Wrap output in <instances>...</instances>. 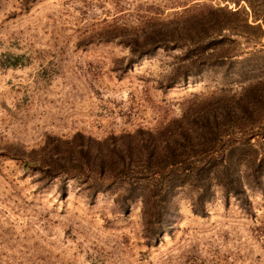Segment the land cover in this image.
<instances>
[{
	"label": "rangeland",
	"instance_id": "374dc122",
	"mask_svg": "<svg viewBox=\"0 0 264 264\" xmlns=\"http://www.w3.org/2000/svg\"><path fill=\"white\" fill-rule=\"evenodd\" d=\"M23 1L0 0V264H264V0H36L20 13ZM160 21L192 30L195 49L180 33L128 65L118 40ZM185 67L196 75L167 86ZM202 114L232 132L243 206L212 182L200 203L195 185L165 183L154 236L151 180L105 187L106 173L47 179L23 165L55 141L115 170L113 147L130 142L122 156L137 161L146 131L155 146L179 128L205 139Z\"/></svg>",
	"mask_w": 264,
	"mask_h": 264
},
{
	"label": "trees",
	"instance_id": "16d2710c",
	"mask_svg": "<svg viewBox=\"0 0 264 264\" xmlns=\"http://www.w3.org/2000/svg\"><path fill=\"white\" fill-rule=\"evenodd\" d=\"M34 3H36V0H24L20 4L21 6L18 11L20 13L26 12ZM11 15L15 14L12 13ZM191 31L192 30L186 27L180 30L176 24L168 26L167 23L160 21L149 26L142 34L136 32L126 34L124 38L118 40V43L128 48L129 56L126 62L130 65L142 57L152 54L157 49L166 47L168 44L175 45L178 40H182L180 33H183L185 36L183 40L185 41V47L188 51L194 50V37ZM4 59L5 60H2L3 65H8L9 67L18 65L20 61L17 55L9 56L6 54ZM190 64L195 65L192 60H190ZM186 69L185 67L181 76H177V74L174 76V73L170 74L166 85L178 84L185 81L188 77L196 75L194 72L188 74ZM189 69H191V67ZM175 70L177 71L178 68ZM201 117L206 124L199 127V131L202 134L206 133L208 135L205 139H202V136L199 138L194 137L190 134V130L186 128H179L177 138L172 137L170 140L165 139L161 142V146H155L156 142L154 143L152 133L146 131L144 135L140 134V140L134 146L138 148V143H140L143 147V157L137 161L132 162L129 153L127 154L128 160H125L121 153V150L124 149L123 146H119L118 148L113 147L117 157L119 156V158H121L120 161H117L119 166H117L118 168L115 170L113 168L115 161H111V157L106 159L96 154L91 161L90 155L88 154L89 151L84 150L82 146L77 148L78 153L82 156L81 159H72L68 155L66 157L60 155L57 152L58 144L55 141H52L50 145L51 151L47 154L46 158H42L36 162H26L28 164L23 163V165L29 166L32 170L39 171L41 176L47 179L56 178L60 175L72 179L81 178V176L86 177V174L92 173L94 176L101 179L100 177L106 173L108 179L104 181L105 187L112 185L115 181L123 183L127 181L129 177H132V175L137 176L140 180H151L153 188L156 190L154 197L157 198L156 203H158L155 206L154 226L149 225L148 227L149 230H152L150 233L151 236H154L156 233L155 229L158 230L162 224L160 216L163 204H161L160 201L163 197L162 188L165 183H177V186L186 183L195 185L199 189L196 199L200 203L209 189L208 186H210L212 182L222 189L224 198L232 196L238 199L239 206H243V198L240 196V191L238 189V177L232 170L233 167L238 164V162L234 161L233 157L237 148H234V145L225 146V142L231 137L232 132H227L228 130H225L226 133H223L219 131L217 127L213 128L212 124L214 123L216 126L217 124H215V122L218 119L214 114H211L210 118H207L206 114H202L200 118ZM220 119H222V116H220ZM246 140H248V138H246ZM151 141H153L152 144ZM202 141H204L205 145H201ZM130 144V142H125L126 151H129V148L132 146H130ZM247 144L249 145V142H247ZM177 145L180 146L182 152L193 151V148L199 149L201 146L204 149L200 152L201 154L186 156L175 153ZM66 154L67 153H65V155ZM1 155H6V153ZM82 161H84V163ZM252 163V165L256 167L259 165L255 164L254 160ZM104 165H106V169ZM109 171H113V173L110 174ZM130 190L129 188L128 193L131 192Z\"/></svg>",
	"mask_w": 264,
	"mask_h": 264
}]
</instances>
